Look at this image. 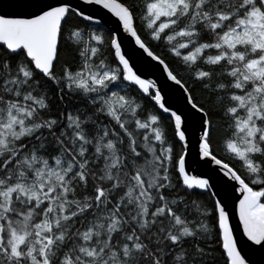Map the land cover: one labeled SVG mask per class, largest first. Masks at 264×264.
I'll return each mask as SVG.
<instances>
[{
    "label": "snow or ice",
    "instance_id": "snow-or-ice-1",
    "mask_svg": "<svg viewBox=\"0 0 264 264\" xmlns=\"http://www.w3.org/2000/svg\"><path fill=\"white\" fill-rule=\"evenodd\" d=\"M0 264H264V0H0Z\"/></svg>",
    "mask_w": 264,
    "mask_h": 264
},
{
    "label": "water",
    "instance_id": "water-1",
    "mask_svg": "<svg viewBox=\"0 0 264 264\" xmlns=\"http://www.w3.org/2000/svg\"><path fill=\"white\" fill-rule=\"evenodd\" d=\"M135 48L134 42L132 43H128V41H125V51L129 52V54L132 56L131 59V63L137 64L138 66L141 67V70L145 73V75L142 78L145 79H154L157 81L158 84L162 83V76H161V71L157 68L152 67L151 65H139L138 63V59L137 57L139 56V50L137 49L136 52L133 54L131 53V49ZM170 84V82H169ZM166 92H170L171 88H166L165 89ZM172 102L174 105H178V106H183V101L180 99L179 93L177 92L176 95L174 97H172ZM185 111H188L187 108L184 109ZM189 139H194L193 135H192V128L191 126L189 127ZM191 147V145H190ZM208 169H201V171H207ZM193 174H196L195 171L193 172ZM229 210L231 211V206L229 208Z\"/></svg>",
    "mask_w": 264,
    "mask_h": 264
}]
</instances>
